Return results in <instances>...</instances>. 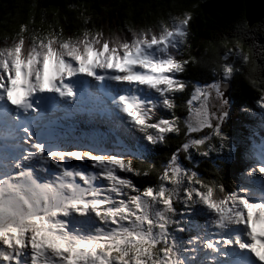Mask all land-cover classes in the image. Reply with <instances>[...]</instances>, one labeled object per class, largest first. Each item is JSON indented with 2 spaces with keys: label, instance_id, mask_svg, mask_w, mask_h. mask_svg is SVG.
<instances>
[{
  "label": "snow or ice",
  "instance_id": "snow-or-ice-1",
  "mask_svg": "<svg viewBox=\"0 0 264 264\" xmlns=\"http://www.w3.org/2000/svg\"><path fill=\"white\" fill-rule=\"evenodd\" d=\"M26 7L0 38V264H264V22L197 41V3Z\"/></svg>",
  "mask_w": 264,
  "mask_h": 264
},
{
  "label": "trees",
  "instance_id": "trees-1",
  "mask_svg": "<svg viewBox=\"0 0 264 264\" xmlns=\"http://www.w3.org/2000/svg\"><path fill=\"white\" fill-rule=\"evenodd\" d=\"M33 0H0V38L10 33L19 23L25 22L29 9L26 7ZM39 3L50 0H36ZM62 3L63 0H56ZM72 3H117L130 4L134 8L140 6V14L136 18L144 22L145 13L150 6H164L170 4L188 5L197 3V23L195 26L196 40L207 38L210 33L224 31L234 24L236 19H247L245 0H69ZM110 15H114L110 14ZM151 20V17H148ZM249 21V20H248ZM264 22V17L252 22L254 28H259ZM258 39H264V31H258Z\"/></svg>",
  "mask_w": 264,
  "mask_h": 264
},
{
  "label": "water",
  "instance_id": "water-1",
  "mask_svg": "<svg viewBox=\"0 0 264 264\" xmlns=\"http://www.w3.org/2000/svg\"><path fill=\"white\" fill-rule=\"evenodd\" d=\"M245 6L247 18L251 23L264 17V0H245Z\"/></svg>",
  "mask_w": 264,
  "mask_h": 264
}]
</instances>
